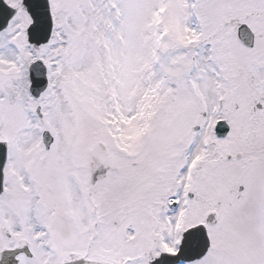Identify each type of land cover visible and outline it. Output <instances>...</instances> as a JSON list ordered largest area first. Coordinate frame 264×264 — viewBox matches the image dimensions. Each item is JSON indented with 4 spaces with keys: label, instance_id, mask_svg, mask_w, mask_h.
<instances>
[{
    "label": "snow or ice",
    "instance_id": "snow-or-ice-1",
    "mask_svg": "<svg viewBox=\"0 0 264 264\" xmlns=\"http://www.w3.org/2000/svg\"><path fill=\"white\" fill-rule=\"evenodd\" d=\"M0 264H264V0H0Z\"/></svg>",
    "mask_w": 264,
    "mask_h": 264
}]
</instances>
